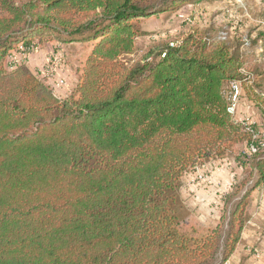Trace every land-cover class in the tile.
Returning <instances> with one entry per match:
<instances>
[{"label": "trees", "instance_id": "16d2710c", "mask_svg": "<svg viewBox=\"0 0 264 264\" xmlns=\"http://www.w3.org/2000/svg\"><path fill=\"white\" fill-rule=\"evenodd\" d=\"M190 1L0 0V264L232 256L247 200L264 185V147L247 152L259 125L246 131L227 112L232 80L250 102L264 96L259 75L242 71V44L195 29L176 46L163 36L140 61L123 59L143 34L141 18ZM49 42L85 51L64 97L25 61L8 62L19 46ZM241 146L236 159L256 176L236 182L216 226L204 224L182 198V178L205 156Z\"/></svg>", "mask_w": 264, "mask_h": 264}, {"label": "rangeland", "instance_id": "374dc122", "mask_svg": "<svg viewBox=\"0 0 264 264\" xmlns=\"http://www.w3.org/2000/svg\"><path fill=\"white\" fill-rule=\"evenodd\" d=\"M140 20L139 26L143 34L136 38L134 52L124 56L123 59L127 65L140 61L155 46V39H161L163 36H166L165 40L171 39L173 42H179L195 29L201 32H208L211 36L229 34L230 42H233L235 37L237 45L242 44L240 47L245 61L242 71L245 72L250 68V70L258 74L260 88L256 87V90L259 91L262 88L264 90V0H192L175 10H166L143 17ZM67 44H62L60 47L55 42H49L39 46L37 51L25 55L26 62L31 70L61 97H64L70 91L67 89H71L77 82L78 60L82 51L85 54L81 44ZM5 69L8 70L6 61ZM256 102L257 104L250 102L246 97H242L241 109L243 113L250 116L253 122L259 125L260 132H263L264 109L262 110V105L264 106V96L262 99L256 100ZM240 148H238V151L227 149L226 154L223 155L224 157L216 154L205 156L183 176L182 198L189 209L204 224L216 226L224 212L225 197L228 193L233 192L236 182L242 180L245 182L256 176L251 173L253 170L251 166L244 169L242 161L236 159L239 156V152L243 154L245 150L242 146ZM198 169L203 170L205 180L189 183L190 176L195 175ZM216 169L226 170L227 174H229V179L218 183L216 200L214 203H208L198 197V193L201 188L209 189L207 187L204 188L205 185L212 186L210 176ZM250 186V184H246L247 188ZM240 195L241 193L234 198V201ZM249 203L250 197L244 209L245 217L247 218L244 228L250 219ZM213 204L215 205L216 213L219 214V220L215 224L207 222L201 216L203 211L207 210V205L211 206Z\"/></svg>", "mask_w": 264, "mask_h": 264}, {"label": "crops", "instance_id": "0c3cea01", "mask_svg": "<svg viewBox=\"0 0 264 264\" xmlns=\"http://www.w3.org/2000/svg\"><path fill=\"white\" fill-rule=\"evenodd\" d=\"M227 173L226 170L222 169L213 171L210 176L212 186L205 185L204 188H209L207 190L201 188L198 197L205 202L214 203L218 183L229 179ZM214 206V204L207 205V210L203 211L201 216L207 222L215 224L219 220V214L216 213ZM248 211L250 215L249 223L244 228L237 247L229 260L234 264H264V185L252 191Z\"/></svg>", "mask_w": 264, "mask_h": 264}, {"label": "built area", "instance_id": "2783aa9c", "mask_svg": "<svg viewBox=\"0 0 264 264\" xmlns=\"http://www.w3.org/2000/svg\"><path fill=\"white\" fill-rule=\"evenodd\" d=\"M171 46H176L177 42H171L170 43ZM38 47L34 50H31L27 53L23 52L24 48L22 46H19V52L17 53H13L10 54V56H8V62L9 63H14L15 65L21 62H26V57L25 55L27 54H31L34 51H37ZM164 57V54H163ZM27 63V62H26ZM53 68V67H52ZM243 88H242V84L240 81L238 80H232L228 83L227 85V100H228V104H227V112L228 114H230L233 119H235L236 121L240 122L244 128L246 129V131H250L253 132L252 128H251V124H254L255 122H253V120L250 118L249 115L246 114H239L238 110L240 108V104L242 102V97H243ZM261 134H254V139H260L259 144L257 145L254 142H251L249 144V146L247 147V152L250 154H255L259 151L260 147H264V131L260 132ZM190 181L191 182H195V181H200V180H205V174L203 172L202 169H198L197 172H195V175H191L190 176ZM224 264H234L232 263L230 260H227Z\"/></svg>", "mask_w": 264, "mask_h": 264}]
</instances>
